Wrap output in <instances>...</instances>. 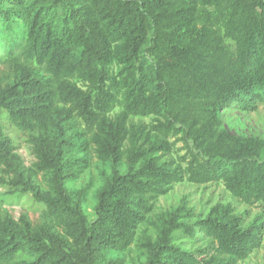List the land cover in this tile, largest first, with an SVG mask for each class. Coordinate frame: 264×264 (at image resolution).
Returning a JSON list of instances; mask_svg holds the SVG:
<instances>
[{
  "label": "trees",
  "instance_id": "1",
  "mask_svg": "<svg viewBox=\"0 0 264 264\" xmlns=\"http://www.w3.org/2000/svg\"><path fill=\"white\" fill-rule=\"evenodd\" d=\"M0 64V115L36 158L26 167L0 124V180L45 206L37 225L0 214V264H123L135 241L137 264H238L262 245L264 211L246 223L232 203L196 214L184 200L150 214L184 181L264 208V137L224 119L264 104V0H0ZM91 151L110 169L93 221L67 186ZM145 222L155 237L137 238Z\"/></svg>",
  "mask_w": 264,
  "mask_h": 264
},
{
  "label": "rangeland",
  "instance_id": "2",
  "mask_svg": "<svg viewBox=\"0 0 264 264\" xmlns=\"http://www.w3.org/2000/svg\"><path fill=\"white\" fill-rule=\"evenodd\" d=\"M9 67L6 64H0V75L7 73ZM121 109L116 108L112 113H118ZM134 121L150 122L151 117H134ZM225 125L227 128L236 134H246L264 137V104L256 111L241 112L236 109H231L225 113ZM0 124L5 128L6 133L14 140L16 145V153L21 157L26 167H32L36 161L33 153L32 144L29 142V133L18 129L11 123L6 113L0 115ZM182 142H178L172 156L178 158L179 155H184ZM80 156L88 159L89 163L80 176L67 183L70 190L73 191L76 199H80L82 207L85 210L89 220L93 221L96 218V203L99 190L102 188L104 180L103 173L110 171L109 167L103 164L97 155L91 151L89 154L81 152ZM0 178L9 180V175L0 170ZM37 181L43 189H47L46 181L42 173L36 176ZM0 180V214L9 213L13 218L19 219L25 214L29 217L34 225L43 222V213L45 206L36 202L31 193H23L16 191L7 182ZM184 200L188 201V206L195 209L196 214L206 213L208 210L219 202L232 203L237 212L245 214V221L250 222L258 214L264 211V208L259 205H247L236 199L230 191H228L222 182H210L206 184H195L188 181L177 183L174 188L166 195H162L156 202L154 212L150 214L155 218L157 214L163 211L170 210L180 205ZM142 231H147L154 237L156 236L155 227L145 222L140 225L137 230V238L141 236ZM179 235V232H176ZM187 241V247H194V244L186 238H180L177 241ZM206 240L197 244V246L206 245ZM116 257L122 259L123 264H137L146 259L143 249L135 241L132 246L125 252L115 254ZM238 264H264V240L262 245L249 255L245 260L239 261Z\"/></svg>",
  "mask_w": 264,
  "mask_h": 264
}]
</instances>
